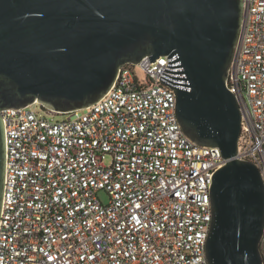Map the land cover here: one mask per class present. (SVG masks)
<instances>
[{
	"label": "built area",
	"instance_id": "1",
	"mask_svg": "<svg viewBox=\"0 0 264 264\" xmlns=\"http://www.w3.org/2000/svg\"><path fill=\"white\" fill-rule=\"evenodd\" d=\"M185 76L178 54L147 56L88 107L2 110L0 264H210L211 189L227 160L185 133L171 87ZM227 87L242 111L235 158L264 180V0H244Z\"/></svg>",
	"mask_w": 264,
	"mask_h": 264
},
{
	"label": "water",
	"instance_id": "2",
	"mask_svg": "<svg viewBox=\"0 0 264 264\" xmlns=\"http://www.w3.org/2000/svg\"><path fill=\"white\" fill-rule=\"evenodd\" d=\"M243 15L244 0H0V220L3 109L88 107L122 65L178 54L188 80L171 84L178 119L194 142L219 147L227 160L211 189L208 261L264 264V180L255 163L235 158L242 111L227 87Z\"/></svg>",
	"mask_w": 264,
	"mask_h": 264
},
{
	"label": "rangeland",
	"instance_id": "3",
	"mask_svg": "<svg viewBox=\"0 0 264 264\" xmlns=\"http://www.w3.org/2000/svg\"><path fill=\"white\" fill-rule=\"evenodd\" d=\"M56 117L61 118V115H56ZM110 161H111V156L107 155L106 163H110ZM98 194L103 201H105V202L109 201V195H108L107 191L100 190Z\"/></svg>",
	"mask_w": 264,
	"mask_h": 264
}]
</instances>
